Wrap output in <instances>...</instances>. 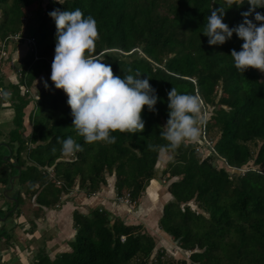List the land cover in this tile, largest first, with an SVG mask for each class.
<instances>
[{
    "label": "trees",
    "instance_id": "obj_1",
    "mask_svg": "<svg viewBox=\"0 0 264 264\" xmlns=\"http://www.w3.org/2000/svg\"><path fill=\"white\" fill-rule=\"evenodd\" d=\"M59 2L0 0V41L9 42L6 37L15 33L31 37L40 58L33 60L32 56V60L42 61L49 73L56 27L48 13L79 8L97 21L99 40L93 54L121 78L129 69L150 78L158 97L155 111L143 109V132H113L114 144L85 143L72 126L63 90L53 84L34 96L29 94L33 79L25 80L26 62L20 67L18 81L7 82V89L15 93L4 91L0 81V91L10 93L7 98L15 113L14 132L19 135L0 143L8 150L14 143L16 149L10 164L0 155V198L1 188L8 187L9 177L11 186L17 172L18 184L26 185L38 211L41 206H57L60 195L73 185L85 193L104 186L105 172H113L116 195L127 190L134 199L152 178L161 151L147 145L161 146L174 153L162 174L175 178L168 184L171 199L163 204L157 227L170 235L178 249L189 253L188 260L165 258L162 247L152 256L154 238L140 223L118 217L111 221L108 211L93 209L90 214L73 213L75 232L69 251L53 258L38 251L30 264H264V74L253 68L240 73L235 68L230 53L240 51L243 44L235 33L222 45H209V38L202 34L211 8L225 9L223 22L229 28L243 23L241 13L250 7L247 0L242 5L233 4V0ZM256 12L264 15V8L248 16L254 23H258ZM172 87L180 94L199 95L202 112L212 108L203 119L199 138L186 140L176 149L168 147L161 135L169 118L167 94ZM26 96L33 106L27 116L30 131L25 135ZM69 136L84 149L74 156L64 155L57 142V138ZM201 141L208 142L204 156L202 150H195ZM27 159L33 164H26ZM47 168H52L49 179ZM2 212L5 210L0 208V217ZM15 213L19 214V209Z\"/></svg>",
    "mask_w": 264,
    "mask_h": 264
},
{
    "label": "clouds",
    "instance_id": "obj_2",
    "mask_svg": "<svg viewBox=\"0 0 264 264\" xmlns=\"http://www.w3.org/2000/svg\"><path fill=\"white\" fill-rule=\"evenodd\" d=\"M243 3L244 0H233L236 5ZM247 3L250 6L248 11L241 13L243 23L233 28L223 22V7L211 8L202 34L209 38V45H222L235 33L243 40L241 50L233 49L230 53L235 68L240 73L248 68L264 72V15L255 13L254 19L258 23L248 19L255 9L264 8V0H247ZM48 15L56 27L50 80L56 89L66 94L73 117L72 126L77 134L88 144H114L113 132H143L142 111L145 106L149 111H155L158 100L149 83L150 78L139 71L133 74L131 69L121 78L113 73L110 64L93 54L99 40L97 21L93 16H85L79 8L72 11L54 9ZM0 95L7 98L10 93ZM167 95L169 118L161 135L169 142L168 147L176 149L186 140L199 138L203 100L199 95L180 94L174 87ZM57 142L62 145L61 151L66 156L84 150L71 136L62 140L57 138ZM147 147L165 150L161 146Z\"/></svg>",
    "mask_w": 264,
    "mask_h": 264
},
{
    "label": "crops",
    "instance_id": "obj_3",
    "mask_svg": "<svg viewBox=\"0 0 264 264\" xmlns=\"http://www.w3.org/2000/svg\"><path fill=\"white\" fill-rule=\"evenodd\" d=\"M10 42L13 43L9 45ZM24 47L25 46H23V44L21 45V43H19L18 41L17 42L9 41L5 43V48H6L5 51L7 52V57L9 58L8 62L11 61L12 71H14V69L16 70V66L14 65V63L22 59V56L25 52ZM19 50L21 51V54ZM50 75L51 73L49 72L47 74H39L35 78H33L29 86V89H32L33 92L29 94L35 95L39 90L49 88L51 85H53L52 81L50 80ZM6 76L7 78H9L10 83L13 82L16 83L18 81L15 78L16 77L15 74L13 77L10 75L9 77L8 75ZM41 83H43V85H41ZM45 85H47V87H45ZM20 88L22 89L23 87ZM166 152L167 150L160 151L157 160L162 161L163 160L162 154ZM173 157H174V153H172V157L170 159L166 160L163 168L157 169V173L160 172L162 174V170L167 166V161H172ZM157 173L156 174L153 173L151 179L156 178L155 176L157 175ZM163 176L165 177L166 174L164 173ZM104 177L106 181L105 185L99 186L96 190L90 193H83L77 189L74 191L73 194H70L69 191L70 189H69L66 193L60 195L59 198L60 201L57 203V206H53L50 208L41 206L40 210L38 211L36 210V208H34L36 206L34 200L31 199V202L27 204L28 206L27 210L24 209V211L22 210L19 214H16L14 216L15 224L13 226L15 229L14 231H12L14 237L12 241L14 243L12 249L10 248L9 261L11 262L14 258H16V260L20 262L26 260V264H30L29 262L30 255L28 254L31 251L32 253L31 258H33L34 254L32 250L44 251L47 255L48 252L50 251V253H52V257L48 255L50 258H53L54 254L56 253H60L62 251H69L70 247L68 246L67 241L68 239H71L74 234V229H72L73 221L71 219L74 210L77 211L78 213L86 214L91 209L92 210L104 209L108 211L111 214V216L117 215L119 216L118 218L120 219L124 218V216H126L125 218H134L132 215L126 213V209H125L126 205H124L123 203L114 202L113 195L115 194V191H113V186H112L114 185L113 172L111 173L105 172ZM174 178L173 177L171 179L169 178L170 179L169 181L173 180ZM110 182H111V186H109ZM147 184L142 189L143 190L142 201L143 202L146 201L147 206L146 204H144L143 206V203L141 202V204H139V206L135 208L133 214L140 213L141 216L140 218L142 219V220L140 219L141 220L140 224L144 226L143 230L146 229V232L148 229L152 228V229H157V231H159L158 233L164 234L163 231L158 229L157 220L161 216L163 204L167 202L171 196L168 191L165 192L168 194V196L164 195V192H162L163 193L162 195L159 194V198L161 196V201H163L159 208V212L157 214L156 213L153 214L152 217H150V215H148L149 217H146L147 215H145V213H147V211L148 212L151 211L148 205L150 204V202L154 201V199L158 198L155 196L156 195L158 196V193H160L158 192L160 190V186H159L160 184L157 183L155 179L149 183V186ZM3 189L4 188L2 187L1 193H5V190ZM152 193H154V195H152ZM0 208L5 211L7 209V207H4V205H1ZM112 220H113V216L111 217V221ZM1 221L2 220L0 219V222ZM133 223H138V222H133ZM152 232L155 231L152 230ZM18 242L19 244H16ZM55 245L57 246L55 247ZM21 263L25 264L24 262Z\"/></svg>",
    "mask_w": 264,
    "mask_h": 264
},
{
    "label": "rangeland",
    "instance_id": "obj_4",
    "mask_svg": "<svg viewBox=\"0 0 264 264\" xmlns=\"http://www.w3.org/2000/svg\"><path fill=\"white\" fill-rule=\"evenodd\" d=\"M13 41L17 42V40H13ZM20 42H21V45L23 44V46H25L24 47L25 52L22 56V59L20 58L21 60L19 59L20 61H16L14 63V65L16 66L17 69H20V67L23 64H25L26 62H29L28 65H26L27 68H26V73H25V75H26L25 80L27 81V83H28V79L31 80L39 74H47L48 67L42 61H33L32 60V53L29 51V47H27V45L24 41H20ZM12 43L13 42H10L9 45ZM5 50H6V48L4 47V52L2 53L3 55L0 56V79H1L0 81L5 86V88H3L4 91L9 92L11 90V92L13 91L15 93V90H13L12 88L7 89V82H9V78H7L6 75H8V77H9V75L13 77L15 74V69H14V71H12L11 61L8 62L9 58L7 57V52ZM19 52L21 54L20 50H19ZM13 72H14V74H13ZM49 72L51 73V70ZM260 74H264V72H260ZM15 78L18 80L17 76ZM13 83H15V82H13ZM41 85H43V83H41ZM31 92H33V90L29 89V93H31ZM0 93H2V92L0 91ZM21 96L23 97V95H21ZM31 96H34V95L31 94ZM27 97L29 98V102H28L27 107H24V117H23V125H24L23 133L25 135L30 131V125H29L27 116H28V113L33 106L32 105L33 102L29 96H26L24 98H27ZM9 102H10V100L8 98H4V97L2 98V95H0V143H2L4 141H8L9 136H11V135H13V137H17V138L19 137V135L15 134V132H14L13 118H14L15 113L13 111L12 106H10L11 102L10 103ZM211 110H212V108L209 107L202 112L203 119H206L209 117ZM212 134H213V130H211V135ZM20 138H22V137H20ZM205 146H206L205 142L201 141L200 145H197L195 147V150H197V152L202 150V154L204 156L208 153V150H207V148H205ZM86 151H87V153L89 152V150H86ZM168 151H170V150H167L166 153L162 154V156H163L162 161L156 160V162L153 166V168L155 169V171H154L155 174L157 173V169L163 168L166 160H168L172 157V153H170ZM20 154H24L23 149H20ZM0 155H1V159L4 160L6 162V164H10L16 155L15 144L13 143V145L11 146V149H9V150H8V148H4V146H0ZM22 157L23 156H21V158ZM86 157H88V156H86ZM18 162L20 163L21 159L18 160ZM25 162H26V164H29V165L33 164L32 162H30V159L25 160ZM217 163L219 165H222L221 162L217 161ZM11 165L14 168H16V170H17L16 165H14V164H11ZM22 167L24 168V166H22ZM51 169L52 168H47V173L49 174L48 179L51 178V176H52V170ZM229 170H230V173L231 172L234 173V171L236 173L238 172V170H235V169H229ZM158 173L155 176L156 178H153L151 180L149 179L150 180V181L148 180L149 182L147 181V183H148L147 185L149 186V183L155 179L157 181V183L160 184L159 185L160 190L158 191L160 193H158V196L157 195L155 196L158 198L154 199V201L150 202V204L148 205V207L151 209V211L150 212L147 211V213H145V215H147L146 217H149L148 215H150V217H152L153 214H155V213L157 214L159 212V208L163 202V201H161V196L159 198V194L162 195L163 194L162 192H164V195L168 196V194L165 192L168 191V184L170 182L169 181L170 179H168L167 176L164 177L163 174H161L160 172H158ZM17 176H18V172L12 178L11 186L9 183V181L11 180L10 179L11 177L8 178V187L3 189V190H5V193H1L2 197L0 198V206L4 205V207H10L8 209V211H5L4 213L2 212L3 216L0 217L2 220L0 222V264H20L21 262H24L26 264V260L20 262V261L16 260V258H14L11 262L9 261L10 248L12 249V246L14 243L12 241L14 238L12 231H14V229H15L13 226L15 224L14 223V216L16 215L15 212L18 209L20 212L22 210L24 211V209L27 210V207H28L27 204H29V202H31V199H32V197H30L31 196L30 193L26 192V185L24 186L23 183H21V185L18 184ZM104 180H105V178H104ZM109 186H111V182L109 183ZM49 187H46V189L48 190L47 191L48 193L51 192L49 190L51 188H49ZM76 187H77L76 185H73L70 188V190H69L70 194H73L74 191L78 189ZM107 187H108V185H107ZM105 188H106V186H105ZM78 190L85 193L83 191V189H78ZM113 191H115L114 187H113ZM142 191L143 190H141V192H139L138 195L134 198V200H133L134 202H133L131 207L125 206L126 213L130 214L134 217V218H125L126 216H124V218H122V220H125L127 223H133V222L141 223L142 219L140 218L141 217L140 213H138V214H133V213H134L135 208H137L139 206V204H141V202L143 203V206H144V204H146V201H144V202L142 201V193H143ZM16 192H18V194ZM115 195H116V193L113 195V198H115ZM152 195H154V193H152ZM16 198L18 199L17 203L14 202V200H16ZM169 199H171V197ZM114 202L119 203L116 199H114ZM146 206H147V204H146ZM191 206H192V204H191ZM28 212H30V211H28ZM75 212H77V211L74 210L73 213H75ZM91 212H92V209L89 210L86 214H90ZM73 213H72V217H71L72 221L75 218V215ZM112 216L113 217H119L117 215H112ZM142 217H143V215H142ZM129 221H131V222H129ZM141 228L142 229L144 228V226H142V224H141ZM72 229L75 230L74 226L72 227ZM151 229L152 228L148 229L147 233L151 234L154 238V248H153L152 253H151L152 256L154 255L153 252H155V249H158V248L161 249L163 247V251H165L164 252L165 258H169V256H171L174 259L183 258L185 260H188L187 254L189 252L188 251L184 252L183 250L178 249L176 247L175 241H172L170 235L161 234V233H158L159 231H157V229H152L153 231L156 232L155 233V232H152ZM144 231H146V229H144ZM69 241H70V239H68V241H67L68 246L70 245ZM16 244H19V242ZM56 246L57 245H55V247ZM37 250H39V249H37ZM32 251H33L34 256L38 252L36 250H32ZM58 254L59 253L54 254V257ZM28 255H30L29 262H32V259L34 257L31 258L32 257L31 251ZM48 255L50 257H52V253H50V251L48 252ZM21 264H23V263H21Z\"/></svg>",
    "mask_w": 264,
    "mask_h": 264
},
{
    "label": "built area",
    "instance_id": "obj_5",
    "mask_svg": "<svg viewBox=\"0 0 264 264\" xmlns=\"http://www.w3.org/2000/svg\"><path fill=\"white\" fill-rule=\"evenodd\" d=\"M22 20H24V18H22ZM7 38V40H11V41H13V40H17L18 42H20V41H24L25 43H26V45H27V47H29V51L32 53V56H33V60H37V59H40L37 55H36V53H35V45L33 44V42H32V38L31 37H28V36H26V37H24V36H22V35H20V34H13V35H9V36H7L6 37ZM5 41L6 40H3V41H0V56H2L3 54V52H4V47H5ZM15 75L18 77L19 75H20V69H17L16 68V70H15ZM205 142V144H208V142L207 141H204ZM115 199L119 202V203H123L124 205H126V206H132V204H133V200L131 199V197H130V195H129V191H127V190H125V192L123 193V194H121V195H115ZM120 238V240H123V236H120L119 237Z\"/></svg>",
    "mask_w": 264,
    "mask_h": 264
},
{
    "label": "water",
    "instance_id": "obj_6",
    "mask_svg": "<svg viewBox=\"0 0 264 264\" xmlns=\"http://www.w3.org/2000/svg\"><path fill=\"white\" fill-rule=\"evenodd\" d=\"M1 219V218H0Z\"/></svg>",
    "mask_w": 264,
    "mask_h": 264
}]
</instances>
